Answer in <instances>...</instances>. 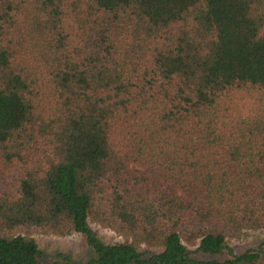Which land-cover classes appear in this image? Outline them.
<instances>
[{
	"label": "trees",
	"instance_id": "16d2710c",
	"mask_svg": "<svg viewBox=\"0 0 264 264\" xmlns=\"http://www.w3.org/2000/svg\"><path fill=\"white\" fill-rule=\"evenodd\" d=\"M262 230L264 0H0V264H264Z\"/></svg>",
	"mask_w": 264,
	"mask_h": 264
},
{
	"label": "rangeland",
	"instance_id": "374dc122",
	"mask_svg": "<svg viewBox=\"0 0 264 264\" xmlns=\"http://www.w3.org/2000/svg\"><path fill=\"white\" fill-rule=\"evenodd\" d=\"M91 228L97 236L106 243H116L122 241V237L117 235L109 228L102 227L97 224L90 223ZM40 250L42 251V259L45 261H62L59 253L70 256L79 264H86L89 257L92 255L90 248L87 246L84 237L81 234H71L67 236H53L44 234H33ZM264 241V230L249 231L241 239H234L230 242L235 253H240L245 250L256 249L260 243ZM191 255L202 260H225L229 258L227 252L217 255H208L199 252L195 247L188 246ZM141 249H145L142 247Z\"/></svg>",
	"mask_w": 264,
	"mask_h": 264
}]
</instances>
